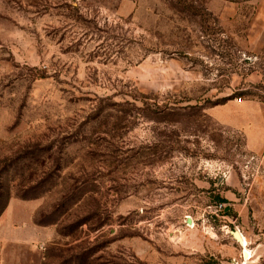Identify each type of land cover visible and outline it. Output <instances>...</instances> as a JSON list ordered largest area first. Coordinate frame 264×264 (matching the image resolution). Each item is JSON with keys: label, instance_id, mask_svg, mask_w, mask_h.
Here are the masks:
<instances>
[{"label": "rangeland", "instance_id": "obj_1", "mask_svg": "<svg viewBox=\"0 0 264 264\" xmlns=\"http://www.w3.org/2000/svg\"><path fill=\"white\" fill-rule=\"evenodd\" d=\"M254 97L264 0H0V264H264Z\"/></svg>", "mask_w": 264, "mask_h": 264}, {"label": "crops", "instance_id": "obj_2", "mask_svg": "<svg viewBox=\"0 0 264 264\" xmlns=\"http://www.w3.org/2000/svg\"><path fill=\"white\" fill-rule=\"evenodd\" d=\"M236 102V101H235ZM236 107L245 111L247 137H261L264 140V101L260 98H247Z\"/></svg>", "mask_w": 264, "mask_h": 264}, {"label": "bare ground", "instance_id": "obj_3", "mask_svg": "<svg viewBox=\"0 0 264 264\" xmlns=\"http://www.w3.org/2000/svg\"><path fill=\"white\" fill-rule=\"evenodd\" d=\"M190 222H191L190 224H193V219L192 218H190ZM234 234H235L236 240L244 248V250H245L244 252L246 253V255H248L251 252L250 249H249V239H248V237L245 236V234H243L239 230L234 232Z\"/></svg>", "mask_w": 264, "mask_h": 264}, {"label": "built area", "instance_id": "obj_4", "mask_svg": "<svg viewBox=\"0 0 264 264\" xmlns=\"http://www.w3.org/2000/svg\"><path fill=\"white\" fill-rule=\"evenodd\" d=\"M241 100H242V98L239 97V101H241ZM263 166H264V158H263ZM220 206H223V205L221 204ZM245 254H246V253L244 252V256H243L244 258H245Z\"/></svg>", "mask_w": 264, "mask_h": 264}, {"label": "water", "instance_id": "obj_5", "mask_svg": "<svg viewBox=\"0 0 264 264\" xmlns=\"http://www.w3.org/2000/svg\"><path fill=\"white\" fill-rule=\"evenodd\" d=\"M187 222L190 223V218L187 219Z\"/></svg>", "mask_w": 264, "mask_h": 264}, {"label": "trees", "instance_id": "obj_6", "mask_svg": "<svg viewBox=\"0 0 264 264\" xmlns=\"http://www.w3.org/2000/svg\"><path fill=\"white\" fill-rule=\"evenodd\" d=\"M217 104H219V103H217Z\"/></svg>", "mask_w": 264, "mask_h": 264}]
</instances>
